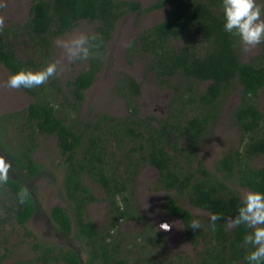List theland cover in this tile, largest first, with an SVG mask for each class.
I'll list each match as a JSON object with an SVG mask.
<instances>
[{
    "label": "trees",
    "instance_id": "trees-1",
    "mask_svg": "<svg viewBox=\"0 0 264 264\" xmlns=\"http://www.w3.org/2000/svg\"><path fill=\"white\" fill-rule=\"evenodd\" d=\"M30 1L18 29H0V62L11 74L57 62L55 39L82 22L94 25L89 34L97 38L90 41L85 69L67 81L57 69L43 85L24 89L32 98L25 108L0 117V147L13 164L7 184L0 186V264L13 254L16 227L22 231L18 246L31 253L21 262L27 264H246L244 236L250 229L229 228L226 220L237 213L242 188L264 191V44L259 55L245 57L239 38L223 28L221 0H155L149 5L141 0ZM162 9L167 15L139 32L127 54L130 62L143 59L153 80L172 90L167 113L142 115L143 85L126 72L116 78L115 91L128 114L87 113V93L106 67L120 21ZM232 95L240 98L232 119L242 133L241 145L209 167L200 144ZM51 136L57 139L64 204H55L49 216L56 231L80 248L51 241L29 227L38 211L29 183L52 173L37 158L42 138ZM147 166L158 171L151 186L164 192V210L183 222L195 252L167 251L164 235L146 217L137 181ZM88 179L106 193L103 227L90 216V206L100 198ZM21 190L28 193L24 204L17 198ZM213 213L221 217L215 228L209 220ZM193 220L199 229L191 227ZM127 221L139 222L142 229L128 235L122 229ZM157 250L166 256L155 263Z\"/></svg>",
    "mask_w": 264,
    "mask_h": 264
},
{
    "label": "rangeland",
    "instance_id": "rangeland-1",
    "mask_svg": "<svg viewBox=\"0 0 264 264\" xmlns=\"http://www.w3.org/2000/svg\"><path fill=\"white\" fill-rule=\"evenodd\" d=\"M141 1L149 5V3L155 0ZM3 3L4 7L0 8V17L4 20V26L13 30L18 29V25L23 23L28 17L31 1L3 0ZM166 15L167 11L162 9L146 15L132 13L120 21L111 43L106 67L100 74L97 82L87 93V113L93 109L111 112L119 116H126L128 114V106L125 100L115 91V80L121 72L132 74L143 85L144 94L141 98L142 115L155 113L158 116H163L167 113L170 97L173 93L172 90L161 88L153 80V77L145 70L143 59L131 58L132 62H130V57L127 54L128 46L139 32L161 21ZM94 29L92 23L85 21L80 23L72 32L58 38H67L74 32L89 33L93 32ZM54 50L55 58L58 62V74L63 81L74 77L87 67L88 63L86 59L69 62L64 56L63 50L58 48L55 43ZM261 51L262 44L249 47L247 50L244 48L246 58L259 55ZM10 75V70L0 62V117L7 112L25 108L32 100L31 96L23 88L11 89L7 87V80ZM260 98L262 99V106H264V90L260 93ZM239 100L240 98L237 95L230 97L223 115L200 144V156L209 167L214 166L218 157L223 152L236 149L241 145L242 133L232 119V110L237 106ZM42 142L43 144L37 153V158L47 164L54 175L50 172L29 183L34 197L37 198L38 206V211L31 220L29 227L38 235L46 237L51 241L80 248L79 243L75 239L63 237L51 223L49 216L51 208L55 204H64L62 198V173L60 172L61 166L58 165L60 162L56 137H44L42 138ZM0 154L6 155L9 158L8 154L1 147ZM157 175L158 171L155 168L147 166L138 177V198L145 211V215L164 235V240L170 246V250L167 251L172 254L178 251L193 253L195 252V247L192 242L186 239V229L183 222L164 210L162 206L164 192L155 190L151 186ZM88 182L93 186L97 196L100 198L98 202L90 206V216L98 226L103 227L107 222V212L109 209V204L105 200L106 193L102 186L91 179H88ZM241 190L243 193L248 191L244 188ZM184 203L196 214H203L200 209L191 207L188 201L185 200ZM163 223L170 225L168 230L160 228V225ZM16 228V232H14L12 238V242L15 243L14 251L9 259L5 261V264H27L21 262L31 257V253L27 251L26 246H18V242H22V231L18 227ZM122 229L128 235L134 236L142 229V225L137 221H127L123 224ZM81 252L85 255L83 251ZM163 256H166V254L163 251L157 250L155 263L162 259Z\"/></svg>",
    "mask_w": 264,
    "mask_h": 264
},
{
    "label": "clouds",
    "instance_id": "clouds-1",
    "mask_svg": "<svg viewBox=\"0 0 264 264\" xmlns=\"http://www.w3.org/2000/svg\"><path fill=\"white\" fill-rule=\"evenodd\" d=\"M4 7L0 0V8ZM223 13V28L226 32L237 36L241 45L249 47L264 44V0H221ZM4 20L0 17V29ZM95 34L74 32L67 38H57L55 44L63 50L69 62L82 61L90 55V41L95 40ZM58 62H50L41 70H19L12 73L7 80L11 89H31L43 85L57 73ZM13 164L6 156L0 154V186L6 185ZM27 191L17 193L18 202L24 204ZM220 215L213 213L209 220L213 228L220 220ZM227 226L238 227L245 225L250 231L244 236V244L249 251L244 257L246 264H264V191L249 189L241 196V204L237 213L226 220ZM169 224L163 223L160 228L168 230ZM191 227L200 228V223L193 220Z\"/></svg>",
    "mask_w": 264,
    "mask_h": 264
}]
</instances>
